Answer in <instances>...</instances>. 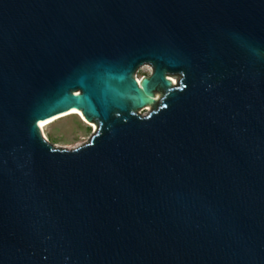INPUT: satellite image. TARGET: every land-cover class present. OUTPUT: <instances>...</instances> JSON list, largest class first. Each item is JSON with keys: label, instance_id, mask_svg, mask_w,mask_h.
I'll return each instance as SVG.
<instances>
[{"label": "water", "instance_id": "1", "mask_svg": "<svg viewBox=\"0 0 264 264\" xmlns=\"http://www.w3.org/2000/svg\"><path fill=\"white\" fill-rule=\"evenodd\" d=\"M0 264H264V0H0Z\"/></svg>", "mask_w": 264, "mask_h": 264}, {"label": "rangeland", "instance_id": "2", "mask_svg": "<svg viewBox=\"0 0 264 264\" xmlns=\"http://www.w3.org/2000/svg\"><path fill=\"white\" fill-rule=\"evenodd\" d=\"M147 75L144 72L140 78ZM43 132V136L53 145L73 148L88 142L94 131L75 113L43 128Z\"/></svg>", "mask_w": 264, "mask_h": 264}, {"label": "bare ground", "instance_id": "3", "mask_svg": "<svg viewBox=\"0 0 264 264\" xmlns=\"http://www.w3.org/2000/svg\"><path fill=\"white\" fill-rule=\"evenodd\" d=\"M138 80H140V78L138 79ZM173 82V81H172ZM174 83V82H173ZM41 131V133H42V135L44 134V132H43V129H41L40 130ZM45 136V135H44Z\"/></svg>", "mask_w": 264, "mask_h": 264}]
</instances>
